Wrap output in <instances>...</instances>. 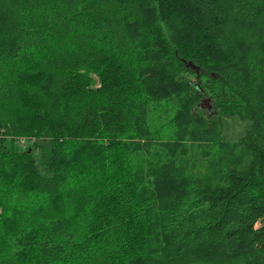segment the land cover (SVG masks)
<instances>
[{
	"label": "trees",
	"instance_id": "trees-1",
	"mask_svg": "<svg viewBox=\"0 0 264 264\" xmlns=\"http://www.w3.org/2000/svg\"><path fill=\"white\" fill-rule=\"evenodd\" d=\"M0 264H264V0H0Z\"/></svg>",
	"mask_w": 264,
	"mask_h": 264
},
{
	"label": "water",
	"instance_id": "water-1",
	"mask_svg": "<svg viewBox=\"0 0 264 264\" xmlns=\"http://www.w3.org/2000/svg\"><path fill=\"white\" fill-rule=\"evenodd\" d=\"M185 65H186V67H191V68H194V67H195L190 61L186 62ZM209 101H210L209 98H205L204 100H202L200 106H201V107H205L206 104L209 103ZM208 107H209V106H208Z\"/></svg>",
	"mask_w": 264,
	"mask_h": 264
}]
</instances>
